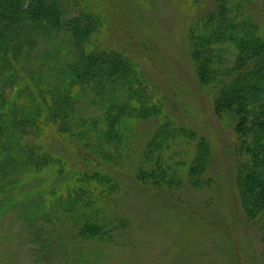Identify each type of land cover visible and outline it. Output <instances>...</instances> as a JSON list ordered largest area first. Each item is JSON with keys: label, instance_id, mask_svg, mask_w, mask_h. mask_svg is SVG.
<instances>
[{"label": "rangeland", "instance_id": "rangeland-1", "mask_svg": "<svg viewBox=\"0 0 264 264\" xmlns=\"http://www.w3.org/2000/svg\"><path fill=\"white\" fill-rule=\"evenodd\" d=\"M238 1L227 7L250 14L242 21L263 23L264 0ZM81 3L100 15L102 44L140 68L169 118H139L102 154L79 143L68 147L56 135L47 139L75 176L86 170L114 180L86 188V204L97 201L95 218L115 222L109 233L93 227L80 236L76 216L36 211L29 186L9 184L15 173H6L20 159L1 154L0 264H264L263 220L247 210L240 187L250 154L240 149L238 117L218 103L219 80L235 65L237 49L202 38L219 2ZM104 111L93 104L78 116L86 120Z\"/></svg>", "mask_w": 264, "mask_h": 264}, {"label": "trees", "instance_id": "trees-1", "mask_svg": "<svg viewBox=\"0 0 264 264\" xmlns=\"http://www.w3.org/2000/svg\"><path fill=\"white\" fill-rule=\"evenodd\" d=\"M214 1L219 5L206 18L208 24L202 19L210 38H202L237 49L235 65L219 80L218 103L238 117L240 149L250 154L240 187L247 210L262 218L264 229V20L242 21L250 14L236 13V5L227 7L229 0ZM101 22L81 0H0V155L20 159L6 173H15L9 184H27L36 211L51 208L76 216L80 236L93 227L100 234L111 231L115 222L95 218L97 201L86 204V188L112 186L114 180L103 172L86 175V170L75 176L47 139L56 135L68 147L79 143L102 154L139 118H169L140 68L120 49L102 44ZM200 74L204 77V68ZM99 103L102 115L78 116Z\"/></svg>", "mask_w": 264, "mask_h": 264}]
</instances>
